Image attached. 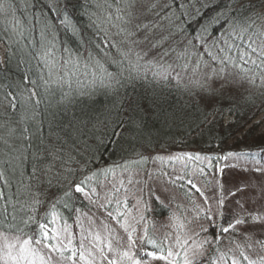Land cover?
<instances>
[{"label":"trees","instance_id":"16d2710c","mask_svg":"<svg viewBox=\"0 0 264 264\" xmlns=\"http://www.w3.org/2000/svg\"><path fill=\"white\" fill-rule=\"evenodd\" d=\"M263 4L0 0V232L54 244L41 225L48 231L57 223L70 234L62 256L75 250L77 262L81 242L88 250L102 245L106 254L109 240H121L139 260L170 249L177 264L185 256L191 264L264 263L256 248L253 257L234 246L247 235L224 231L236 216L223 207L199 216L193 205L174 211L144 197L141 216L120 228L111 219L122 224L127 216V203H117L124 188L101 186L146 169L157 153L210 156L235 146L244 160L264 165V132L248 128L264 106ZM218 75L237 89L211 85ZM92 184L105 212L99 240L87 219L94 207L77 191ZM178 188L192 199L184 182ZM184 221L198 226L197 235L183 239Z\"/></svg>","mask_w":264,"mask_h":264},{"label":"rangeland","instance_id":"374dc122","mask_svg":"<svg viewBox=\"0 0 264 264\" xmlns=\"http://www.w3.org/2000/svg\"><path fill=\"white\" fill-rule=\"evenodd\" d=\"M259 11V15L263 19L262 29L264 31V4ZM5 53L6 47L0 45V55L3 61L5 60ZM206 68L209 69L208 67ZM212 76L214 77V75ZM218 77L221 80L217 83L212 80L211 85H225L229 91L237 89L236 84H229L225 80L228 79L227 76L218 75ZM230 120H232V116L227 114L225 117L226 123ZM251 127H254L255 133L257 134L264 132V106L248 126V128ZM229 145H233V142L230 141ZM236 149L235 146L232 148L229 147L225 154H222L223 151L217 150V154L214 153L210 156L197 153V151L157 153L150 157V162L146 169L122 173L106 184V181L101 182L103 192L108 191L110 193L115 188L123 187L124 191L120 193L117 203H120L121 200L123 204L127 203L129 206L124 223L119 224L113 218L111 219L112 223L115 226L118 225L120 228L131 225L130 223L133 221L134 215L141 216L144 212V201L142 200L144 197L148 200L151 196H154L157 200L171 206L174 211H178L180 207L190 210V206L193 205V210L197 211L199 216L201 213L213 216L218 209L221 211V207H223L225 212H232L236 216L234 223L230 225L231 227H227L228 231L231 230V234L237 237L242 236V234L247 235V242H241L240 240L234 246L242 245V247L244 246L253 255L254 253L251 250L256 248L255 255L261 258L263 262L264 254L261 252L262 245H260L259 240L264 244V165L260 162L244 160L238 151H235ZM212 156L217 157L214 158ZM178 181H181V183L184 182L185 187L190 192L192 197V199H189L190 203L189 201H185L186 197H183L178 188ZM91 186L92 188L90 190H84L82 187L78 188L83 189L81 192L84 193L85 197L90 200L94 207L93 213L87 214V219L91 229V235L96 239L95 229L100 228L101 222L104 223L105 212L101 202L96 200V194L99 193L96 185L93 186L92 184ZM193 202L196 204L194 205ZM254 217H259L260 219H253ZM237 219L243 220L244 223L236 224L235 221ZM183 224V239L197 235L198 226L194 224L188 226L185 221ZM202 224L205 226V223L202 222ZM173 227H171L170 231H173ZM47 232V238H52L54 244L48 242L44 245L38 244L31 246L45 256L46 264H88V260H92L94 264H108V259L116 260L117 264H132V260L138 259L132 255V243V248L130 249V244L125 245L121 240H116L111 241L113 248L111 252L107 250L106 254L103 253L101 255L100 249L103 246L93 244V249L89 250L93 255L88 257V260L73 261L68 259L66 255L65 257L60 254L58 255L56 251L46 247V245L59 243L62 250L66 252V248H69L66 243L70 242V234L68 235L66 230L60 228L57 223L55 224L54 230L48 229ZM4 235H7L12 241L17 237L0 232V245L3 244L2 237ZM20 240L25 239L20 238ZM174 242L179 247L176 239H174ZM177 247H174L173 250L177 249ZM194 248L198 249L199 245L194 244ZM125 251L130 253L132 259L123 256ZM195 254L197 255L194 259L202 256L200 255V250L196 251L193 256ZM252 254L251 257L253 256ZM155 255L156 257L161 256L156 253ZM105 257L108 259H105ZM170 260L175 261L173 256L169 257ZM140 261L141 264H169V261L154 258L149 254L146 257L143 256V260ZM0 264H3L2 260H0ZM35 264H41L39 257L35 258ZM175 264H177L176 261Z\"/></svg>","mask_w":264,"mask_h":264},{"label":"snow or ice","instance_id":"6c2138e0","mask_svg":"<svg viewBox=\"0 0 264 264\" xmlns=\"http://www.w3.org/2000/svg\"><path fill=\"white\" fill-rule=\"evenodd\" d=\"M225 43H228L227 40L224 41ZM251 47V45H250ZM253 52L256 51V49H252ZM245 55H249L248 53H245ZM260 55L264 57V49L261 50ZM255 63V61H253ZM262 63H264V60H262ZM77 191H83L81 188H77ZM223 203V201H221ZM253 219H260L259 217H254ZM236 224H242L244 223L243 220L237 219L235 221ZM47 225H41V234L42 236L46 237L48 236V232L46 231ZM225 232L228 231L227 228L224 229ZM97 240H99V236L96 237ZM3 244L0 245V260L3 261V264H35V258L39 257L41 264H46L45 256L40 253L37 249L31 247L33 244H40V240H34L32 238L20 240L19 237H16L14 241L10 240L7 235H4L2 237ZM130 242L134 243V241H131V236L129 237ZM148 243H155L152 240H148ZM19 245V247H17ZM46 247L50 248L53 251H56L63 255L62 247L61 245L55 244V245H46ZM81 250L79 252V259L80 260H88V257L92 256L93 253L89 251L88 249H85L83 246V242H81L80 246ZM107 250L109 252L113 251L112 248V242L109 240L107 242ZM103 249H100L101 255H103ZM87 253V255H86ZM149 255H152L154 258L160 259V260H166L169 261V257H172L174 254L169 249L167 255H161L159 257H156L155 253H149ZM123 256L132 259V256L129 252L125 251L123 253ZM76 252L73 250L72 255L68 257L70 260H75ZM105 259H108L105 257ZM247 259V257H245ZM88 264H94L92 260H88ZM108 264H117L116 260L108 259ZM132 264H141V261L138 259L132 260ZM169 264H175L174 260H170ZM184 264H191V262L187 259V256H185ZM249 264H255V262L250 261Z\"/></svg>","mask_w":264,"mask_h":264}]
</instances>
